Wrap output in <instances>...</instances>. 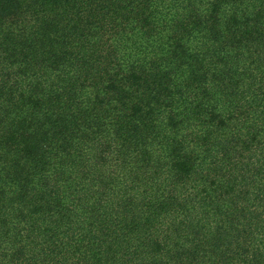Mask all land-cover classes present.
Listing matches in <instances>:
<instances>
[{"label": "trees", "instance_id": "16d2710c", "mask_svg": "<svg viewBox=\"0 0 264 264\" xmlns=\"http://www.w3.org/2000/svg\"><path fill=\"white\" fill-rule=\"evenodd\" d=\"M0 264H264V0H0Z\"/></svg>", "mask_w": 264, "mask_h": 264}]
</instances>
